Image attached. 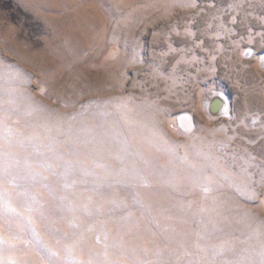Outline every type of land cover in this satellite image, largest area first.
Here are the masks:
<instances>
[{"label": "rangeland", "instance_id": "rangeland-1", "mask_svg": "<svg viewBox=\"0 0 264 264\" xmlns=\"http://www.w3.org/2000/svg\"><path fill=\"white\" fill-rule=\"evenodd\" d=\"M0 264H264V0H0Z\"/></svg>", "mask_w": 264, "mask_h": 264}, {"label": "water", "instance_id": "water-1", "mask_svg": "<svg viewBox=\"0 0 264 264\" xmlns=\"http://www.w3.org/2000/svg\"><path fill=\"white\" fill-rule=\"evenodd\" d=\"M222 106H223V101L219 98H215L211 104V111L217 113L220 111Z\"/></svg>", "mask_w": 264, "mask_h": 264}]
</instances>
